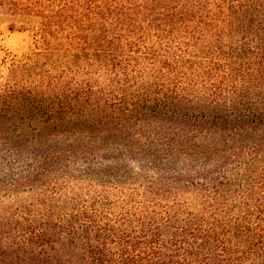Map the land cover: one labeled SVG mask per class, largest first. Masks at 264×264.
Returning a JSON list of instances; mask_svg holds the SVG:
<instances>
[{
    "label": "trees",
    "instance_id": "1",
    "mask_svg": "<svg viewBox=\"0 0 264 264\" xmlns=\"http://www.w3.org/2000/svg\"><path fill=\"white\" fill-rule=\"evenodd\" d=\"M155 3L203 42L198 70L0 94V264H264V0Z\"/></svg>",
    "mask_w": 264,
    "mask_h": 264
},
{
    "label": "rangeland",
    "instance_id": "2",
    "mask_svg": "<svg viewBox=\"0 0 264 264\" xmlns=\"http://www.w3.org/2000/svg\"><path fill=\"white\" fill-rule=\"evenodd\" d=\"M147 1L0 0V94L17 84L45 89L43 79L54 84L48 95L114 98L127 88L132 97L144 86L153 94L177 60L185 73L206 64L192 28L169 25L160 3Z\"/></svg>",
    "mask_w": 264,
    "mask_h": 264
}]
</instances>
